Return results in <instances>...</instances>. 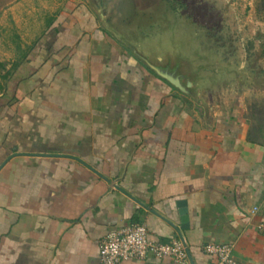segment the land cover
Here are the masks:
<instances>
[{"label":"crops","instance_id":"crops-1","mask_svg":"<svg viewBox=\"0 0 264 264\" xmlns=\"http://www.w3.org/2000/svg\"><path fill=\"white\" fill-rule=\"evenodd\" d=\"M73 1L47 27L15 17L23 43L0 93V264H100L102 240L132 224L160 243L183 236L193 264H216L207 244L264 264V122L247 94L216 98L208 114Z\"/></svg>","mask_w":264,"mask_h":264},{"label":"water","instance_id":"water-1","mask_svg":"<svg viewBox=\"0 0 264 264\" xmlns=\"http://www.w3.org/2000/svg\"><path fill=\"white\" fill-rule=\"evenodd\" d=\"M94 10V9H93ZM120 10H115V15ZM102 27L125 47L138 60L158 77L168 82L173 88L191 98L196 104L205 108L210 115L214 112L213 101L229 95H246L252 90L253 74L245 62H224L217 56L209 53L201 46L200 40L194 30L191 32L178 26L167 25L157 30L155 38H139L129 43L116 27L123 21L111 20L94 10ZM111 18V17H110ZM185 203L179 204L181 216L187 214ZM186 218H182L184 222Z\"/></svg>","mask_w":264,"mask_h":264},{"label":"rangeland","instance_id":"rangeland-1","mask_svg":"<svg viewBox=\"0 0 264 264\" xmlns=\"http://www.w3.org/2000/svg\"><path fill=\"white\" fill-rule=\"evenodd\" d=\"M68 1L70 0H0V93L6 87V79L2 75L6 72V67L13 63L16 44L23 43L13 35L16 30H20L17 24L21 25L20 22L16 23L15 17L20 20L31 17L30 23L33 27H47L48 20L54 23L56 16L64 10ZM202 1L199 12L205 23L220 24L224 35L233 37L238 45L237 58H231L232 61L228 62H254L264 70V13L258 11L260 0ZM73 2L76 9L79 6L89 8L85 0ZM99 24L102 27L100 22ZM218 58L224 60L223 56ZM247 96L246 107L249 113L256 114V122H264V87L253 86Z\"/></svg>","mask_w":264,"mask_h":264},{"label":"flooded vegetation","instance_id":"flooded-vegetation-1","mask_svg":"<svg viewBox=\"0 0 264 264\" xmlns=\"http://www.w3.org/2000/svg\"><path fill=\"white\" fill-rule=\"evenodd\" d=\"M85 2L92 11L96 10L104 17L109 16L111 12V18H107V23L113 19L123 21L116 29L129 43L139 38H154L157 30L163 26H178L179 29H185L186 33L191 32L189 26H192L194 27L192 31L199 34L201 46L209 53L217 57L223 56V61L226 62L231 58H237L239 49L235 39L225 36L220 24L205 23L199 12L202 0H85ZM114 9L120 10V14L114 16ZM245 63L253 74L252 79H246L252 80L250 87L256 85L264 87V70L261 66L255 65L254 62Z\"/></svg>","mask_w":264,"mask_h":264},{"label":"built area","instance_id":"built-area-1","mask_svg":"<svg viewBox=\"0 0 264 264\" xmlns=\"http://www.w3.org/2000/svg\"><path fill=\"white\" fill-rule=\"evenodd\" d=\"M206 253L217 258L216 264H240L232 256L228 245L207 244ZM169 258L177 264H193L183 236L169 243L151 240L147 226L132 224L109 233L99 249L100 264H122L132 260Z\"/></svg>","mask_w":264,"mask_h":264},{"label":"trees","instance_id":"trees-1","mask_svg":"<svg viewBox=\"0 0 264 264\" xmlns=\"http://www.w3.org/2000/svg\"><path fill=\"white\" fill-rule=\"evenodd\" d=\"M258 11L264 13V0H260L258 3Z\"/></svg>","mask_w":264,"mask_h":264}]
</instances>
